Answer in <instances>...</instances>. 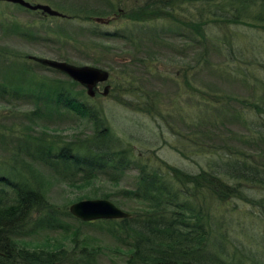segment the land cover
Here are the masks:
<instances>
[{"label":"trees","instance_id":"16d2710c","mask_svg":"<svg viewBox=\"0 0 264 264\" xmlns=\"http://www.w3.org/2000/svg\"><path fill=\"white\" fill-rule=\"evenodd\" d=\"M126 14L125 20H158L172 26L173 33L183 41L180 47L203 46L202 58L208 52L222 55L223 64L215 69L232 73L250 89L249 97L223 96L225 101L236 102L238 108L227 114L244 133L233 134L228 128L223 129L230 138L219 135L220 144L216 148L199 150L202 164L196 170L162 160L160 166L153 165L138 160L123 146L102 123L99 110L85 104V98L81 99L65 82L48 87L50 81L38 78L27 82L31 86L13 85L10 77L1 80L0 100H18L27 95L26 98L32 96L38 104L28 113L31 116L25 117L29 123L48 127L42 122L48 120L49 110L57 114L58 109H65L93 125L89 136L66 142L46 138L47 134L34 135L30 146L17 147L26 151V157L54 170L59 166L61 172L68 174H73L76 168L87 172L92 169L121 172L134 168L132 184L118 190V194L142 206L127 211L129 215L123 218L81 221L66 207L48 202L36 181L32 182L7 163L1 164L0 264H75L77 260L82 264H97L100 254H94L80 240L77 228L69 230L67 218L109 234L123 248H114L125 256L121 264H264V229L253 219L242 223L238 219L241 213L256 217L254 209L264 214V51L257 54L251 49L262 50L264 0H141L140 7ZM244 37L248 42L246 47L239 45ZM255 40L259 41L254 45ZM192 69L194 65H189L175 69L174 74L177 72L182 78L181 83L188 87L190 97L207 101L208 97L202 91L192 90L185 79L186 71ZM113 77L110 75L107 80L111 86L107 96L117 82L123 83L122 91L129 89L126 81L124 84L123 79L117 81ZM171 80L176 82L174 78ZM93 96L86 95V98L92 101ZM39 107L43 109L36 113ZM203 120L200 118L199 123ZM212 124L217 126L215 122ZM193 141L190 137L182 143L186 142L194 150ZM176 151L182 153L177 148ZM225 207L229 213L223 218ZM56 229L70 235V249L65 250L62 245L55 249H29L15 239L36 230Z\"/></svg>","mask_w":264,"mask_h":264},{"label":"rangeland","instance_id":"374dc122","mask_svg":"<svg viewBox=\"0 0 264 264\" xmlns=\"http://www.w3.org/2000/svg\"><path fill=\"white\" fill-rule=\"evenodd\" d=\"M27 1L46 4L65 16H52L0 1V81L10 77L13 85L31 86L27 82L38 78L50 81L48 87H56L59 81L65 82L76 95L85 98V104L99 110L102 123L110 128L123 146L130 149L138 160L153 165L160 166L159 161L162 160L186 170H196L202 164L199 150L216 148L220 144L219 135L224 139L230 138L223 129L228 128L233 134L243 132L227 114L231 109L238 108L236 102L225 101L223 96L249 97L250 89L232 73L215 69L221 65L222 55L208 52L203 55L204 62L200 55L202 45L199 49L189 48V45L180 47L183 41L173 33L172 26L158 23V20H125L124 15L140 7L141 0ZM95 18L102 21H95ZM240 43L245 47L248 45L245 37L240 39ZM260 45L262 50L257 52L252 46V52L258 54L264 51V42ZM35 58L90 65L107 71L108 77L106 81L95 83L96 95L91 101L77 82L75 84L58 70L37 65ZM189 65H194V69L186 71L185 79L192 90L202 91L208 97L207 101L190 97L188 87L181 83L182 78L177 72L174 74L175 69ZM110 75L117 81L123 79L129 89L123 88L122 91L123 83L117 82L108 96L102 95L105 84H108V91L111 88L107 82ZM26 96L18 100L5 97L2 98L5 100H0V165L7 163L15 171L30 177L32 182L36 181L42 195L53 205L67 208L77 200L105 198L101 196L106 194V199L123 211L142 206L118 194V190L132 184L136 173L134 168L121 172L97 169L87 172L76 168L73 174H68L61 172L59 166L54 170L26 157V151L17 147L21 144L30 146L34 135L47 134L49 137L46 138L66 142L89 136L93 128L88 119L65 109H58L57 114L49 110L48 120L42 122L48 127L43 129L39 125L41 123H29L25 117L31 116L28 113L38 104L32 96ZM42 109L39 107L35 111L41 113ZM200 118L204 119L201 124ZM213 122L217 126L210 125ZM185 136L194 139V150H190L186 142L182 143ZM227 142L231 144V141ZM176 148L182 153H178ZM254 211L256 217L249 218L241 213L239 221L253 219L264 229V221L257 220H264V214L258 209ZM228 213L225 207L221 217H226ZM67 223L69 230L78 229L77 234L89 245L88 249L100 254L97 264L122 263L125 256L115 252L114 248H123L116 245L105 231L79 225L71 218H67ZM234 233L238 234L235 230ZM233 236L235 234H230V237ZM15 239L19 245L29 249H55L62 245L68 250L71 247L70 235H65L60 229L36 230ZM73 255L76 257L75 253ZM75 264L82 263L77 260Z\"/></svg>","mask_w":264,"mask_h":264},{"label":"water","instance_id":"95a60500","mask_svg":"<svg viewBox=\"0 0 264 264\" xmlns=\"http://www.w3.org/2000/svg\"><path fill=\"white\" fill-rule=\"evenodd\" d=\"M7 3L17 4L28 10H40L41 13H46L52 16L64 17L65 15L51 9L46 4L30 3L27 0H0ZM95 21H102L95 18ZM47 68L58 70L64 73L67 77L77 82L84 87L85 93L92 97L94 95L95 83L106 81L108 72L90 65H74L62 60L54 59H37ZM108 92V84L103 86L102 95ZM68 212L75 218L81 221H92L96 219H118L127 217L129 214L126 211L115 206L106 198L82 199L71 203L68 207Z\"/></svg>","mask_w":264,"mask_h":264}]
</instances>
